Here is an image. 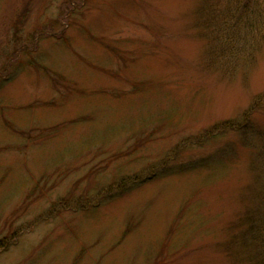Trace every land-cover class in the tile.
I'll list each match as a JSON object with an SVG mask.
<instances>
[{
  "label": "rangeland",
  "instance_id": "374dc122",
  "mask_svg": "<svg viewBox=\"0 0 264 264\" xmlns=\"http://www.w3.org/2000/svg\"><path fill=\"white\" fill-rule=\"evenodd\" d=\"M0 264H264V0H0Z\"/></svg>",
  "mask_w": 264,
  "mask_h": 264
},
{
  "label": "trees",
  "instance_id": "16d2710c",
  "mask_svg": "<svg viewBox=\"0 0 264 264\" xmlns=\"http://www.w3.org/2000/svg\"><path fill=\"white\" fill-rule=\"evenodd\" d=\"M225 128L236 129L235 126H233V124L230 123V122H229V123H228V122H225V124H224V129H225Z\"/></svg>",
  "mask_w": 264,
  "mask_h": 264
}]
</instances>
